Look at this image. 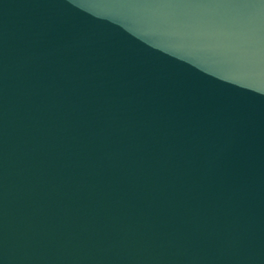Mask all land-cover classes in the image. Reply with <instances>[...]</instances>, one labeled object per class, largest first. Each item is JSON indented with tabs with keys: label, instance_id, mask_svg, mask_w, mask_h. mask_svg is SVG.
Returning a JSON list of instances; mask_svg holds the SVG:
<instances>
[{
	"label": "water",
	"instance_id": "obj_1",
	"mask_svg": "<svg viewBox=\"0 0 264 264\" xmlns=\"http://www.w3.org/2000/svg\"><path fill=\"white\" fill-rule=\"evenodd\" d=\"M0 264H264V0H0Z\"/></svg>",
	"mask_w": 264,
	"mask_h": 264
}]
</instances>
